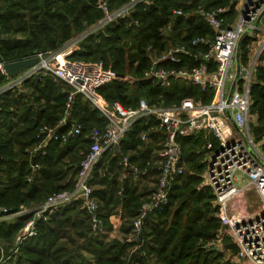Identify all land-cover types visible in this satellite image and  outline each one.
Here are the masks:
<instances>
[{"label": "trees", "instance_id": "16d2710c", "mask_svg": "<svg viewBox=\"0 0 264 264\" xmlns=\"http://www.w3.org/2000/svg\"><path fill=\"white\" fill-rule=\"evenodd\" d=\"M108 1L112 6L120 4H115L119 0ZM238 2L152 0L149 4H140L131 17L109 24L84 39L72 58L103 60L107 67L120 74L129 73L140 78L135 81V88L129 82L115 80L99 89L107 100H118L125 107H136L141 98L159 105L179 104L189 96L209 101L211 97L207 98L198 87L185 81L177 80L171 87L163 88L142 77L151 64V58L170 45L189 41L195 36H214L213 29L198 12L199 6L206 9L228 6L227 19L233 21L237 16ZM178 9L184 14L175 15L174 11ZM102 15L97 0H0V28L4 36L0 39V62L22 60L38 51L57 49ZM167 27L170 31L166 34ZM127 38L134 41L130 48ZM7 80L8 77L0 71V86ZM68 90L57 78L41 73L0 95V149L3 156L0 205L8 207L9 211H17L22 205L37 206L53 192L73 189L84 157L81 150L89 147L86 134L94 126L107 124L101 111L77 94L69 120L80 122L83 134L66 143L51 142L46 155L35 157L40 166L33 172L29 152L36 143L37 129L42 124L56 125L64 116ZM252 98L251 109L258 113L262 122L259 126L254 125L253 132L262 139L263 64L257 69ZM155 123L152 118H140L121 140L120 151H106L95 166L92 185L96 186L94 192L107 233H94L88 213L74 203L60 208L48 220H39L38 234L24 240L14 253L16 237L30 214L11 220L0 219V238L6 241L7 252L10 251V257L2 264L125 263L127 251L133 243L117 237L110 239L109 217L117 207H121L123 217L127 219L123 228L128 232L147 192L139 191L142 180L135 181L131 176L124 181L119 179L123 168L118 160L122 155L130 154L140 166L152 161L151 153L156 144L152 142L144 148L140 134ZM151 132L153 136L161 134ZM211 139L215 140L212 136ZM180 141L183 158L188 154V162L203 171L206 163L199 161L203 154L195 157V150L205 147L207 139L204 134L182 137ZM194 145H198V149H193ZM29 176H33L31 181ZM184 176L176 179L169 204L147 217L142 233L145 245L132 255L130 264H218L220 261L223 253L203 246L205 241L215 239L222 228L214 209L213 212L212 209L206 210V198L208 195L214 198V194L209 186L197 188L203 182L199 172ZM62 180H66L65 183H60ZM120 189L122 194L118 193ZM224 264L236 263L227 261Z\"/></svg>", "mask_w": 264, "mask_h": 264}, {"label": "built area", "instance_id": "2783aa9c", "mask_svg": "<svg viewBox=\"0 0 264 264\" xmlns=\"http://www.w3.org/2000/svg\"><path fill=\"white\" fill-rule=\"evenodd\" d=\"M120 1L119 5L112 6L108 0H97V7L103 11L98 20L61 47L38 51L27 57L37 58V62L17 75L9 76L4 67L7 62H0V71L8 77L0 86V95L41 73L52 75L69 88L64 116L56 125L42 124L37 129L36 143L29 152L33 172L40 166L35 157L46 155L51 142L66 143L83 134V125L69 120L77 94L97 107L107 120L104 127L94 126L86 134L89 147L82 151L84 157L73 189L53 192L44 202L30 209L24 206L9 211L8 207L0 205V219L11 220L30 214L16 237L13 252H17L24 240L38 234L39 220H48L57 210L73 202H78L88 213L92 231L105 234L107 226L92 185L95 166L106 151H120L121 140L136 121L149 117L156 123L140 134L141 140L149 141L152 130L161 133L157 136L158 149L152 161L140 166L130 154L122 155L118 160L119 166L135 181L149 176L150 167L157 171L155 185L144 198L130 232L124 237L126 242L133 243L132 253H138L145 245L142 233L149 214L169 204L176 179L186 173L181 138L203 133L215 139L208 140L205 145L203 184L212 190L216 215L222 226H226L207 248L223 253L218 264L227 261L264 264V138L258 139L253 132L256 116L251 111L252 88L257 69L264 61V0H244L243 4L237 5V16L232 22L227 19L228 6L211 9L199 6L198 12L213 29L214 36H195L189 41L174 43L151 58L143 80L163 88L171 87L177 80L185 81L198 87L207 98L211 97L209 101L189 96L179 104L159 105L141 98L136 107H125L118 100L111 102L99 93L102 86L115 80L132 82L131 75L121 76L103 60L72 58L88 36L131 17L138 5L149 4L152 0ZM174 14L184 12L178 9ZM244 33L247 37L241 47L242 68L230 96L238 73L236 53ZM32 178L29 176L28 180ZM1 240L0 250L3 251ZM229 242L239 246L236 254L225 248Z\"/></svg>", "mask_w": 264, "mask_h": 264}, {"label": "rangeland", "instance_id": "374dc122", "mask_svg": "<svg viewBox=\"0 0 264 264\" xmlns=\"http://www.w3.org/2000/svg\"><path fill=\"white\" fill-rule=\"evenodd\" d=\"M239 2H238V6H240L241 4H243V2H244V0H238ZM232 22V21H231ZM169 31H170V28H166L165 29V33L167 34V33H169ZM133 39H131V38H127V40H126V43H127V45H128V47L130 48L132 45H133ZM263 65H264V61H263V63H262ZM129 74V73H128ZM129 75H131V74H129ZM134 79L132 80V82H129L130 84H132V86L135 84V81H138L140 78H136V77H134L133 75H131ZM127 82V81H126ZM136 87H138L137 85H136ZM133 88H135V86H133ZM11 90H14V89H10V90H8V91H11ZM251 111H252V113L256 116L255 117V123H254V125L255 126H259L260 124H262V122L259 120V115H258V113H256L255 111H253L252 109H251ZM154 131V130H153ZM203 136V135H202ZM204 137L207 139V141L208 140H212L211 139V136L210 135H204ZM152 142L154 143H156L157 144V136H153L152 135V132H151V138H150V140L149 141H147V142H143V147L144 148H147L148 146H149V143H151L152 144ZM198 145H194V148L193 147H191V148H193V149H198V147H197ZM187 149H189V146L187 147ZM196 152H197V154H196V156L195 157H197V155H199V153H200V155H201V153L203 154V157L199 160L200 162H204V163H206L205 162V159H206V155H207V151L205 150V147L202 149V150H195ZM131 154L133 153V152H130ZM187 156H188V154L186 155V157L184 158V160H185V162H186V173H185V176L184 177H187V176H189V175H194V174H196L197 175V172H199V174L202 176L203 175V173H204V171H205V168H206V164H205V168H204V170L202 171H199V170H197V168L196 167H194V165H193V163L192 162H188V158H187ZM153 158V155L151 156V159ZM154 159H155V156H154ZM196 160H198V158L196 159ZM197 188L198 189H203V188H206L205 187V185L203 184V182L201 181L198 185H197ZM205 202H207V205H206V207H208L206 210H210V209H212V212H213V209H214V213H216V206H215V200H214V198L213 197H209V195L207 196V198H206V201ZM26 207V208H28V209H30V208H34L36 205H33V206H26V205H22L20 208H22V207ZM227 239H228V241H229V239H230V237L229 236H227ZM214 240V239H213ZM213 240H211V241H213ZM211 241H209V242H211ZM209 242L208 241H205L204 242V245L203 246H205V247H208V244H209ZM1 245L3 246V248H4V250L3 251H1L0 250V264H2V261L3 260H5L6 259V257H10V255L8 254V253H10V251H8L7 252V250H6V247H7V243H6V241H2L1 240ZM15 246V245H14ZM5 254V255H4ZM132 254L133 253H129L128 254V252H127V255H126V262L125 263H123V264H127V261L128 260H132ZM8 258L6 259V260H8ZM131 263V262H130ZM130 263H128V264H130Z\"/></svg>", "mask_w": 264, "mask_h": 264}, {"label": "crops", "instance_id": "0c3cea01", "mask_svg": "<svg viewBox=\"0 0 264 264\" xmlns=\"http://www.w3.org/2000/svg\"><path fill=\"white\" fill-rule=\"evenodd\" d=\"M119 2L115 3V4H119ZM78 50V49H77ZM76 50V51H77ZM21 86V85H20ZM18 86V87H20ZM156 144V143H155ZM156 147L153 149L151 156L154 155L155 150L158 149V144L155 145ZM84 150H81V153ZM152 160V159H151ZM156 175H157V171L154 168L151 169V172L149 174V176H147L146 178H144L141 182V185L139 187V191L142 192H149L155 185L156 182ZM130 175L128 172H126L125 170H122L121 174H120V180L124 181L126 178H128ZM66 180H62L60 181V183H65ZM94 189H96V186H94ZM119 194H122V189H120L118 191ZM74 203H78V202H73L71 204ZM79 204V203H78ZM70 205V204H69ZM122 209L121 207H117L116 211L113 212V214H111V216L109 217V223L111 224V229L109 234H110V239L112 238H121L122 240L124 239V237L126 236V234H128L130 232V230L128 232H126L124 230V223H126L127 219H124L123 214H122ZM107 228V227H106ZM108 232V229H107ZM106 232V233H107ZM128 254L133 252V246L129 247L128 249ZM133 255V254H132ZM127 263H130V260L127 261Z\"/></svg>", "mask_w": 264, "mask_h": 264}, {"label": "water", "instance_id": "95a60500", "mask_svg": "<svg viewBox=\"0 0 264 264\" xmlns=\"http://www.w3.org/2000/svg\"><path fill=\"white\" fill-rule=\"evenodd\" d=\"M247 37V33H244L243 36L241 37L239 44H238V49H237V53H236V62H237V67H238V73H237V77L233 83L231 92H230V96L232 95L233 89L235 87V84L237 82V79L240 75V71H241V47H242V43L244 42V40ZM4 38L3 34H2V30L0 28V39ZM37 62V58H26V59H22V60H17V61H12V62H7L5 64V69L8 73L9 76H15L17 75L19 72L29 68L30 66H32L33 64H35ZM121 76L123 74H120ZM2 153H1V149H0V188H1V172H2ZM225 225L222 226V229H225ZM225 248L230 250L233 254H236L239 251V246L234 243V242H229L227 244H225Z\"/></svg>", "mask_w": 264, "mask_h": 264}]
</instances>
